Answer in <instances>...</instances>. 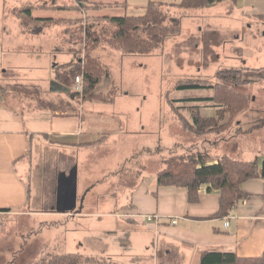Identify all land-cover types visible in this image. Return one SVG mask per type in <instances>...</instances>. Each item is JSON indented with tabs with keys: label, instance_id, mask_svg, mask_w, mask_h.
I'll use <instances>...</instances> for the list:
<instances>
[{
	"label": "rangeland",
	"instance_id": "1",
	"mask_svg": "<svg viewBox=\"0 0 264 264\" xmlns=\"http://www.w3.org/2000/svg\"><path fill=\"white\" fill-rule=\"evenodd\" d=\"M54 1L58 4L73 3L71 0H0V85L17 82L37 84L52 97L60 93L68 99V95L53 87L52 82L54 66L73 60L69 50L71 43L66 41L70 39V30L64 32L65 27L55 26L41 35L24 32L19 19L12 13L15 7L40 2L52 5ZM215 9L205 7L188 14L170 8L171 14H183L182 32L165 39L163 47L152 54L123 55L111 49L95 50L109 68V72L97 85L96 92L108 93L115 85L116 93L111 97L112 101L85 100L79 103V109L85 116L83 128L87 138L94 139L107 133L110 138L92 148L60 147L59 150L64 154L56 155V160L60 159L57 165L54 162L55 156L50 158L49 163L45 161L41 200L46 207L28 208L25 205L20 210L3 214L0 225V264H36L45 254L44 250L53 245L56 252L64 253H87L94 250L99 255L104 246H108L109 254L131 250L127 243V240L130 241L127 237L130 236L126 234L129 229H118V239L108 237L107 232L119 224L120 218L109 211L114 200L122 202L127 198L125 194L128 191H125L124 183L129 188L137 176L157 173L165 166L166 159L192 150L210 149L214 154H227L243 160L239 152L243 145L250 143L255 144L257 149L264 148V123H261L264 118V80L252 82V79H258L256 76H250L244 84H230V87L248 99L247 107L234 115L233 124L242 120L243 125L248 123V129L244 128L247 132L242 136L220 139L219 147H213L214 141L218 140L216 134L195 137L197 135L191 129L183 127L175 118L176 114L168 101V92L174 100L186 95L183 91L173 90L180 80L214 79L216 72L225 67L249 65L264 69V31L254 28L244 31L242 34L246 39L250 38V44L247 43L246 47L235 44L231 28L238 22L227 13H219ZM71 14L78 18L79 12L47 9L35 12L36 16L42 17ZM93 21V18L86 16L85 22ZM104 25L98 24V28ZM209 26L219 28L221 32L205 33ZM239 46L243 51L236 53L235 49ZM212 93L207 89H197L189 91L188 95L194 98ZM9 94L3 95L1 100L15 109L35 106L39 98L31 94ZM196 102L177 100L175 103L207 110L212 107L210 102ZM74 105L77 107V104ZM70 111L64 108L60 113ZM190 111L191 108H183L181 113H186L192 120ZM225 120L220 123H225ZM47 146L45 143L43 151ZM66 155L75 159V164L69 162L64 165V169L69 173L76 166L80 198L84 200L86 196L85 201L93 203L95 207L89 210L94 211L102 206L112 217L82 220L46 212L39 215L41 210H50L51 203L48 201L54 199L57 175ZM38 157L35 152L32 159L25 158L22 162L26 165V172L22 171V176L24 180L28 179V184L29 172ZM34 189L32 194L36 193Z\"/></svg>",
	"mask_w": 264,
	"mask_h": 264
},
{
	"label": "crops",
	"instance_id": "2",
	"mask_svg": "<svg viewBox=\"0 0 264 264\" xmlns=\"http://www.w3.org/2000/svg\"><path fill=\"white\" fill-rule=\"evenodd\" d=\"M71 1L73 2L71 4H74L77 0ZM149 1L151 0H96L95 2H101V7L79 12L78 18L86 13L96 16H141L145 14ZM156 1L165 3L181 2V0ZM124 2L126 3L125 6L122 5ZM39 4L40 9L37 10H55L54 6L70 5L58 4L56 1L52 5H44L42 2ZM206 8H216L215 10L219 13H227V15L234 17L235 21L238 22L231 28L233 43L235 44L239 43L243 47H246L247 43L250 44V38L246 39L242 34L244 31L252 28L264 31V0H225ZM68 12L74 13L73 11ZM72 16L71 14L70 17ZM237 17L239 20H237ZM247 23H249L248 26H246ZM218 31L221 32L219 28L209 26L205 33ZM236 37H238V40H236ZM241 49L243 51V48ZM235 52L241 51L237 52L235 50ZM94 55L100 59L96 51ZM262 60H264V57ZM243 67L257 68L258 66L244 65L242 67L225 68ZM9 95H12V93ZM57 96L62 97L60 93H57L54 97ZM216 110V108L210 110L202 108V114L215 115ZM59 113V111L39 110L34 105L30 108L22 106L15 109L7 105L4 100L0 101V207H23L26 205L28 179H23L22 171L26 172V165L22 162L26 158L24 155L29 148L31 134H34L36 139L42 143L38 136L40 133H46L48 138H43L45 141H43L42 147L45 143H50L47 147L56 149L57 156L58 154H64L59 150L60 147L92 148L102 145L106 139L110 138L108 133L94 139L87 138L83 128L85 116L80 109L79 114L74 115ZM243 120L245 119L243 118ZM261 123H264V118L261 119ZM247 124L243 125L242 120H238L233 127L224 131L223 134L215 135L213 133L216 136L215 138H218L214 141L213 147L220 146V139H230L244 135L247 132L244 128L248 129ZM103 137L106 138L93 146L85 145L89 142L98 141ZM205 151H209L213 156L227 155L214 154L210 149H205ZM239 152L240 155H243L244 158L242 159L244 161L259 159V168L262 169L264 148L257 149L255 144L247 143L239 149ZM56 155L55 165L60 161V159L59 161L56 160ZM62 161L60 169L65 172L64 165L69 164V162L75 164L74 157L69 155H66ZM157 173H147L142 177L141 175L137 176L129 188H127L128 184L124 183L125 191H128V194H125L127 198L122 202L116 199L110 205L109 212L112 211L116 218H120V221L118 226L107 231L108 237L118 239L122 229L125 231L129 229L127 236L130 237L127 238H130V241L127 240V243L130 244L131 250L116 251L114 254H109L107 252L110 251L108 246H104L102 253L99 255L94 250L87 253L77 251L86 257L96 256L101 259L99 262H83L80 264H200V258L204 251L234 253L240 257H258L264 253V176L260 175V177L249 179L243 183L242 188L247 197L236 201L229 215L210 218L219 210V190H209V185L203 184L199 190V201L191 203L188 200L186 188L160 186ZM55 197L56 193L54 199L48 201L51 203L50 210H41L39 215L46 212L67 215L82 220L92 217H112L102 206L94 211L89 210V208L95 206L91 201H85L86 196L82 200L79 190L77 204L73 210L61 212L54 209ZM40 207L44 208L46 206L41 205ZM123 213L157 214L160 216V221L158 223H148L142 216L127 218L122 216ZM173 221L177 222L173 223ZM118 229L121 230L118 232ZM135 244H137L136 247H134Z\"/></svg>",
	"mask_w": 264,
	"mask_h": 264
},
{
	"label": "trees",
	"instance_id": "3",
	"mask_svg": "<svg viewBox=\"0 0 264 264\" xmlns=\"http://www.w3.org/2000/svg\"><path fill=\"white\" fill-rule=\"evenodd\" d=\"M223 1L225 0H181L179 3H165L151 0L146 6L145 14L141 16H96L86 13L88 15L83 14L82 18L36 16L35 11L40 9V4L15 7L12 9V13L19 19L24 32L41 35L55 26L65 27V31L70 30V39H66V41L71 43L69 50L73 54V60L55 65L52 82V86L61 89V92H65L68 99L59 98V96L52 97L40 85L17 82L0 85V100L6 93L25 96L29 94L38 95L39 98L36 99L35 104L36 109L53 112H60L64 108L71 109L70 112L66 113L68 115L79 114V103L85 100L112 101L116 93L115 85L108 93L96 92L97 85L109 72L108 66L94 55L96 49H111L123 55L152 54L163 47L165 39L180 35L182 32L181 16L183 14H171L170 8L183 13H191ZM125 4L124 2L122 5L125 6ZM100 7L101 2L77 0L74 4L54 6L53 8L57 11L83 12L90 8L98 9ZM86 16L95 21L85 22ZM102 23L106 25L99 29L98 24ZM71 27L74 29L71 30ZM83 36L87 38L84 39ZM235 50L237 52L242 51L241 48ZM79 74L84 78L82 93L73 89L75 78ZM250 76L258 77V79H252V82L262 81L264 80V69L221 68L216 72L214 79L178 81L173 90L183 91L186 95L174 100L170 98L171 93L168 92V101L176 114L175 118L183 127L191 129L197 135L195 137H205L213 133L216 135L223 134L224 131L234 126V115L248 105L247 97L230 87V84H237V82L244 84L249 81ZM197 89H207L213 93L209 96L194 98L188 95L189 91ZM177 100L184 103H192L198 100L210 102L211 108L217 109L216 114H202V107L199 106H179L175 103ZM74 104H77V107ZM183 108H191L192 120L187 115L188 118L184 116L186 113L184 115L181 113ZM59 114H64V112ZM226 115L229 116L228 119H226ZM224 120L225 123H220ZM38 138L43 143L45 141L43 138H48V135L40 133ZM105 138L85 145L93 146ZM42 143L36 139L34 134H31L29 148L24 155L28 159H32L35 152L39 155L31 168V172H29L30 183L26 190V206L28 208L42 205L41 195L43 194L42 181L44 179L45 161L48 162L57 154L56 149H49L48 147L43 151ZM164 163L165 166L157 173L159 185L186 188L189 202L196 203L199 201V190L203 184H208L209 190L220 191L219 210L210 218L229 215L235 202L247 197L242 188L243 183L249 179L260 177V175L264 176V160L260 170L259 159L244 161L228 155L213 156L205 150H192L187 154L173 156L166 159ZM34 187L36 193L32 194ZM20 209V206L0 207V225L4 213ZM54 249V245L47 247L44 250L45 254L36 264H80L101 261L96 256L86 257L80 252L64 253L56 252ZM200 264H264V253L258 257H240L234 253L204 251L200 258Z\"/></svg>",
	"mask_w": 264,
	"mask_h": 264
},
{
	"label": "water",
	"instance_id": "4",
	"mask_svg": "<svg viewBox=\"0 0 264 264\" xmlns=\"http://www.w3.org/2000/svg\"><path fill=\"white\" fill-rule=\"evenodd\" d=\"M78 177L76 166H73L67 174L60 171L57 175L55 207L57 211L65 212L73 210L77 204Z\"/></svg>",
	"mask_w": 264,
	"mask_h": 264
},
{
	"label": "built area",
	"instance_id": "5",
	"mask_svg": "<svg viewBox=\"0 0 264 264\" xmlns=\"http://www.w3.org/2000/svg\"><path fill=\"white\" fill-rule=\"evenodd\" d=\"M84 89V78L82 75H78L75 78V84H74V90L82 93ZM122 216H125L127 218L130 217H134V218H138L140 216H142L144 218V220L148 223H158L160 220V216L157 214H125L123 213ZM177 221H173V223H176ZM227 224H229V222H227Z\"/></svg>",
	"mask_w": 264,
	"mask_h": 264
}]
</instances>
